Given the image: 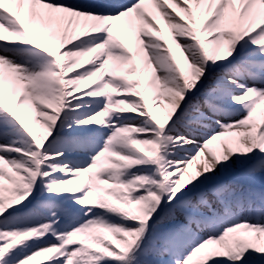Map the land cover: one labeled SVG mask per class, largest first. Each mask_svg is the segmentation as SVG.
<instances>
[{"label":"snow or ice","instance_id":"snow-or-ice-1","mask_svg":"<svg viewBox=\"0 0 264 264\" xmlns=\"http://www.w3.org/2000/svg\"><path fill=\"white\" fill-rule=\"evenodd\" d=\"M0 264H264V0H0Z\"/></svg>","mask_w":264,"mask_h":264}]
</instances>
